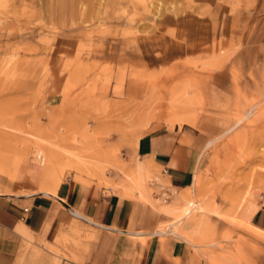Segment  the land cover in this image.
<instances>
[{"label": "rangeland", "instance_id": "1", "mask_svg": "<svg viewBox=\"0 0 264 264\" xmlns=\"http://www.w3.org/2000/svg\"><path fill=\"white\" fill-rule=\"evenodd\" d=\"M260 5L264 0H0V194L44 191L48 179L31 172L40 161L41 171L61 168V180L133 188L138 138L184 126L203 139L194 182L177 191L198 209L184 219L161 209L171 193L153 186L159 168L148 181L150 197L161 198L157 208L174 215L178 234L208 247L231 228L252 230L229 210L247 194L264 201V102L243 103L227 61L248 24L264 25ZM73 153L87 163L82 172ZM135 192L140 198L120 193L144 198ZM76 222L77 230L68 226L67 238L51 244L16 235L0 218V264L80 263L93 228Z\"/></svg>", "mask_w": 264, "mask_h": 264}, {"label": "crops", "instance_id": "2", "mask_svg": "<svg viewBox=\"0 0 264 264\" xmlns=\"http://www.w3.org/2000/svg\"><path fill=\"white\" fill-rule=\"evenodd\" d=\"M227 71L237 80L243 103L254 101L257 107L264 102V25L248 24L247 31L243 30L239 46L227 61ZM202 139L184 126H162L140 136L135 146V155L146 162L150 177L153 169L166 170L153 186L167 187L170 199H163L160 207L170 213L179 211L182 219L198 209L182 212L185 199L190 198L179 192L194 182ZM56 188L53 194L38 190L1 193L0 218L10 223L16 235L30 233L40 243L51 244L67 238L68 226L77 230L76 220L90 225L92 238L81 262L62 258L60 264H264V237L253 230L231 228L229 235L215 237L208 247L173 230L174 215L155 204L161 198L142 200L138 192L128 195L139 198L128 197L120 193L127 194L124 190L72 177H64ZM169 215L174 219L167 227H159L169 221ZM250 222L264 227V201Z\"/></svg>", "mask_w": 264, "mask_h": 264}, {"label": "bare ground", "instance_id": "3", "mask_svg": "<svg viewBox=\"0 0 264 264\" xmlns=\"http://www.w3.org/2000/svg\"><path fill=\"white\" fill-rule=\"evenodd\" d=\"M70 156H72L74 158L73 161L75 162V164L77 163L75 167L79 171L82 172L83 169L81 167L87 165L85 159H83L77 153H73ZM68 160H69V158H68ZM40 163H41V161H40ZM40 163H36L37 165L36 164L34 165V167L31 169V172H32V174L36 180H38L39 178L48 179V181L46 182L47 184L43 187V189H44V192L53 194L56 191L55 189H57L56 187L59 185L60 180H61V168L57 169V168H54V166H52V167L50 166V172L48 173L47 170L41 171L39 169L40 166L42 167V165H41L42 163L41 164ZM17 166L18 167L16 170V177L19 178L22 176L23 168H21L20 165H17ZM29 172H30V170H29ZM132 173H134L135 178L133 179V181H131V180L130 181L134 184V186H133V188L132 187H125V189H124L125 192L127 194L132 195L135 193V189L138 188L140 190V195L144 194V198L146 197L149 199L150 198V190H151L150 186L148 185V181L150 179V172L146 166V163L143 160H138L136 165L132 168ZM41 187H42V185H41ZM235 201L236 202L231 204V207L229 210V214L231 215V217L238 218V221L241 223L243 222L246 225V227H249L250 229L255 230L256 232L264 235V227L255 226L250 222L251 216L259 208V206L262 204V202H260V200L257 199L253 194H247L246 196H243L241 199H238V201L237 200H235ZM180 204H181V202H180ZM198 204H199L198 201L185 199L184 205L182 207V212H186V214H189L191 211H194V210H196V208H198ZM262 226H263V224H262Z\"/></svg>", "mask_w": 264, "mask_h": 264}, {"label": "built area", "instance_id": "4", "mask_svg": "<svg viewBox=\"0 0 264 264\" xmlns=\"http://www.w3.org/2000/svg\"><path fill=\"white\" fill-rule=\"evenodd\" d=\"M162 172H163V173H166V170H165V169H162Z\"/></svg>", "mask_w": 264, "mask_h": 264}]
</instances>
